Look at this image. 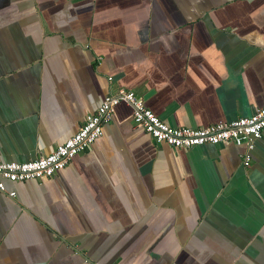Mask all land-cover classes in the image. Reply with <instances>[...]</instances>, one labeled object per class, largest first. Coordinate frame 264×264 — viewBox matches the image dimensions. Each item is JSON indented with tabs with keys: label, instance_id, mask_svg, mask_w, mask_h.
<instances>
[{
	"label": "crops",
	"instance_id": "1",
	"mask_svg": "<svg viewBox=\"0 0 264 264\" xmlns=\"http://www.w3.org/2000/svg\"><path fill=\"white\" fill-rule=\"evenodd\" d=\"M170 126L264 106V0H0V161L47 154L108 93ZM156 143L120 101L49 177L0 192V264H264V129Z\"/></svg>",
	"mask_w": 264,
	"mask_h": 264
},
{
	"label": "built area",
	"instance_id": "2",
	"mask_svg": "<svg viewBox=\"0 0 264 264\" xmlns=\"http://www.w3.org/2000/svg\"><path fill=\"white\" fill-rule=\"evenodd\" d=\"M120 101L131 107L133 125L141 128L156 143L186 149L196 145L230 142L244 146L243 165L249 163L248 151L254 147L264 129V106L249 116L208 126H170L145 107L139 96L130 90L118 88L116 92L104 95L94 110L85 114L78 130L47 154L21 162L0 161V192L12 197L14 193L6 190V182L49 177L62 169L71 157L86 149L102 133L103 125L108 123L114 106Z\"/></svg>",
	"mask_w": 264,
	"mask_h": 264
},
{
	"label": "water",
	"instance_id": "3",
	"mask_svg": "<svg viewBox=\"0 0 264 264\" xmlns=\"http://www.w3.org/2000/svg\"><path fill=\"white\" fill-rule=\"evenodd\" d=\"M218 145H220V143H218Z\"/></svg>",
	"mask_w": 264,
	"mask_h": 264
}]
</instances>
